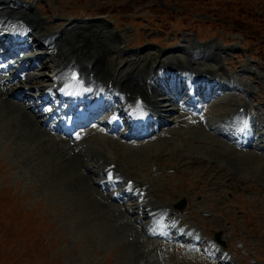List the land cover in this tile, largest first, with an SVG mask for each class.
Returning <instances> with one entry per match:
<instances>
[{
	"label": "rangeland",
	"instance_id": "374dc122",
	"mask_svg": "<svg viewBox=\"0 0 264 264\" xmlns=\"http://www.w3.org/2000/svg\"><path fill=\"white\" fill-rule=\"evenodd\" d=\"M19 1L40 8L41 14L50 15L49 19L44 18L43 30L53 28L58 30L65 27L69 22L68 16L83 18L90 15L95 19L96 15L104 12L113 15L120 13V28L126 29L130 36V39L123 37L126 40L125 44L129 49L139 48L143 54L150 51L149 47L154 49L152 52L163 49L165 52L168 51L167 55L174 54L169 51L178 49L181 42L178 38L181 33L185 37L184 44L192 43V39H195L197 34L207 38L203 43L220 39L219 42L222 43L219 53L214 47L216 43L208 45H213L218 55L227 54L228 56H223V60L231 63L230 65L233 62L236 65L235 62L242 60L240 66L244 65L243 69H240V66L236 68L241 71L226 68L227 72L235 74V77L250 83V86L255 88L252 95L249 96L246 91L241 97L253 102L251 106L253 105L255 113L263 117L257 122L264 120V0H108V3H104V0ZM102 4L104 6H101ZM142 7L146 8L145 11L136 15L138 8L141 10ZM142 13L145 16H142ZM134 15L136 19H128ZM126 17H128L127 23H125ZM248 20L253 23L249 24ZM105 21H109L113 26V20ZM116 24L119 26L118 22ZM172 26L176 28L183 26V30L176 34V38L170 36ZM136 36L138 37L135 39ZM251 55L254 60L249 61ZM244 69L258 70L257 78H251V74L246 73ZM254 79H259L260 87ZM4 98V94H0L2 102H0V116L3 115L0 117L2 118L0 119V264H163L162 250L166 249L172 252L173 264H215L214 261L210 260V262L206 258L205 253L188 251L175 245L170 239L156 250H150L146 235L140 229L141 224H131L123 214L115 212L113 206L105 204L104 200L105 203L98 200V196L92 197L93 191L89 189L91 182L89 181L88 184L86 178L82 177V180L80 178V174L85 172L84 168L79 169L78 164L76 167L73 161L67 159V154L62 153L69 143L58 136L48 134L35 119L36 117H33L31 111L23 109L19 112L15 109L14 113H10L5 110L10 106L5 104L7 99ZM228 102L226 100L225 103H217V106L212 107L219 118L220 113L226 111ZM211 106L208 109L210 114L212 113L210 117L215 118ZM12 115L13 117H10ZM28 117L37 121L39 128L28 125L31 130L27 126ZM218 117L215 119L218 120ZM253 121L255 122L256 119ZM170 124L169 127L174 126L171 130L178 131L175 134H168L174 137L165 138L166 136L157 135V138L148 145L149 147L156 145L157 148L149 150L142 146L141 150L139 146L132 151L131 158L136 161V165L141 166V170L138 171L139 174L141 173L140 177L151 172L152 168H155L153 164H158L159 169L163 165L162 169L165 170L152 178V187L148 191L150 198L158 200L154 195L155 190L157 192L158 189L162 190L165 187L166 190L160 193L162 200L173 201L175 197L179 199L186 197L189 209L180 213L185 218L184 225L198 224L200 221L207 232L200 229L210 237L215 236L217 231H222L221 235L227 243L226 247L228 246L232 253L238 254L233 264H264L259 261V256L264 255V180L253 178L256 176L240 170L235 171L237 176L235 178L244 183L235 186L224 182L225 185H220L221 182L218 180L224 178L222 171L217 172L216 177H213V167L208 171L209 165L202 161L198 165L204 164L206 168L198 166L199 169L196 171L184 174L183 171L187 169L177 171L175 166L178 162L170 156L164 159L165 162L162 164L152 161L153 164L145 167V155L148 160V155L153 151H160V147L165 146L166 140L173 139L178 143V140L182 139L178 137L179 133L182 129H187V125L180 126L173 123L170 126ZM189 125L188 129L192 131L197 127ZM113 132H118V129ZM159 136L162 138L158 139ZM191 137L193 133H188L184 142L192 144ZM45 138L51 143H47ZM40 139L44 140L40 142ZM52 139L56 144V141L64 140L62 151L53 146ZM215 139L220 140L218 137ZM56 150H59L58 153ZM139 151L140 156L137 154ZM195 155L196 153L193 154ZM192 160L193 158L187 159V161ZM230 162L232 161L229 159L225 164L228 165ZM261 162L264 163V159ZM261 166L264 168V165ZM69 167L71 171L67 170ZM202 177L207 180L206 184L201 186ZM92 185L96 187L93 183ZM248 186L251 189H248ZM238 208H241L243 213H238ZM5 210H10L8 218H5ZM249 232H253L259 238L253 240L250 245L247 242L254 237L247 239L246 235ZM199 235L202 236L200 230ZM150 245H152L151 241ZM261 248L262 251H259ZM208 251L211 253L210 250Z\"/></svg>",
	"mask_w": 264,
	"mask_h": 264
},
{
	"label": "bare ground",
	"instance_id": "6f19581e",
	"mask_svg": "<svg viewBox=\"0 0 264 264\" xmlns=\"http://www.w3.org/2000/svg\"><path fill=\"white\" fill-rule=\"evenodd\" d=\"M12 11H14L15 15L18 14L20 18H23L27 24H30L34 31H37L39 28L42 29V23L44 21L43 22L38 21L33 15V10L26 8L25 6L21 5V3H17L13 0L7 1L5 3L0 2V15L11 16ZM101 26L103 27V29H99ZM79 27L86 28V31L80 32L79 30H77ZM109 28L110 26L106 22H103L102 24L83 25L81 23H76L74 21H71L67 26L63 28H59L55 32L52 31V33H41L38 36H42V38L45 40L48 38V34H51L52 37L50 38V41L53 40L54 44L60 45L61 47V52L58 55L54 56L55 58H57L55 60L56 63L54 65V69L63 66L66 63L67 57L71 54L72 57L70 58V60L74 58H78L76 59L77 64L79 66H82L88 75L91 72H95L96 78L94 79L93 83L96 87L99 84L103 83V87L101 89H97L93 92V94L87 96L89 97L88 98L89 103L93 102V104L87 109L86 107L81 109V112L83 111L84 118L82 119V122L78 127V134L80 135V138L75 141L71 140L73 143L72 144L73 147L66 146L62 153L67 154L66 155L67 159L70 161H73L76 167L78 164L79 169L80 167L84 168L85 172L80 174L81 180L83 179L82 177L86 178L88 184H89V181H92L93 184H95L97 187L104 190V192L106 193V195H104L103 193H100L98 189L96 187L95 189L91 183V185L89 184V187H90L89 189L93 191L92 197L95 198L97 196L98 197L100 196V198H103V199H100L97 197L98 200H102V201L104 200L106 202L105 203L103 201L105 204L113 206L114 211L117 212L116 209L121 208L122 205L116 204V203L113 204L112 202L109 203L107 199L112 198L113 201H116V200L119 201V199L122 200L127 195V191L121 190V192H115V190H111V188L114 187V185L119 184V183L103 181V179L106 177V174L104 173V168L108 165L115 164V170L118 172L120 177L128 176L126 178L135 180V184L131 187V189L138 185L141 186L142 188L147 182H149V179L153 177V174L155 176V169L152 170V173H148L146 177L142 178L138 176V171L141 170V166H139L138 164L136 165L135 164L136 161L131 158L133 154L132 151H135V150H128L126 146L130 144L121 143L119 140L112 138L111 135L109 136L101 135L99 132L98 126H95V125L90 126V123L93 121V118L96 117V115H98L102 111H113L114 110L113 115H116V114L126 115L128 108H132L133 111H135L136 106L138 105V102L140 100L145 101L146 103L149 104L150 108L152 109L153 116L155 118L154 121L150 125L147 135H143L142 132L140 131L141 126L137 125L136 127H134V129L130 127L129 132L123 131L120 136H122L123 140H128L129 142H132L134 144H144L143 145L144 148L151 150L152 148H157L156 145L153 147L150 146L151 148L148 146L151 143V141H153L152 138L144 139L143 142H139L137 141V139L148 136L151 133L155 132L156 131L155 127L157 126L162 127V126H166L172 123L171 117H173L174 113L178 112L179 110V108L174 105L167 106L166 104L162 103V101L155 99V94L160 93L161 95L164 93L165 95H167V98L164 97L165 99L163 100L172 101L173 104H175L180 99H182L183 95H186V100L184 101V103L187 106H192L195 109L200 110L201 113L203 114L207 113L208 114L207 123H208L209 128L215 130L216 132L220 134H225L226 132L224 130L223 124L218 123V120H215L216 117L215 118L210 117L212 113L209 115V112L205 108V105L200 103L196 99V96L199 95L203 89H205L206 90L205 102H206L214 93H216L217 88H219L217 87L215 89V85L224 84V81L228 74L224 71V67L221 63L222 60L219 59L220 57L218 53L214 51L213 45H208L209 47H207V49L209 51V54H204L203 56L194 55L192 51H189V49L186 46L181 47L184 50L182 51V49L180 48L179 52H185L187 54L186 57L188 58V61L181 60L178 56L175 55V53L174 54L170 53L167 55V54L162 53V51H156V50H155L156 52L150 53L154 51V49H149L150 52L144 53V54L141 51H134V52L130 51L133 53L128 54L129 51H126L123 46L124 43H126L123 36L113 33L112 30ZM94 30H100V31L94 32L92 34V31ZM89 35L96 38L97 44L92 45L91 39H90L91 36ZM64 43L68 47L64 48L63 46ZM145 50L146 49H143V51ZM115 55L117 57L114 59L113 56ZM85 59H87L86 63H84ZM150 59H153V61L151 62L150 66H148V69H147L146 65H147L148 60ZM201 61H205V62L202 63ZM214 61L216 62V67L208 65V63H206V62L211 63ZM4 63H5L4 61L0 62V72H2L3 70L1 69V65ZM9 67H12V65H10ZM23 67L25 69L26 68L30 69L31 65L28 62H26L23 64ZM154 68L155 70L159 68L155 74V78H157L160 75V70H163V69L170 71V76L172 75L173 77H176V75H178L179 73L185 72V71H187V75L184 78H180L179 82H176L174 85H170L169 87H166V84L168 83V81L171 80L169 77H164V78L159 77L155 81L150 80L151 75L154 72ZM194 72H195V77L192 78V74ZM208 77L210 78V80ZM98 79L100 80L99 83H98ZM48 80H50L49 77H48ZM160 80L162 81V83L158 84V81L160 82ZM176 80H178V78ZM212 80H215V82H211ZM4 83L8 84L9 79L4 80ZM184 84L186 88H184L185 87ZM21 86L33 87L35 92L39 89L38 84L33 85V83L30 82V77H29L26 79V81H23L21 85L14 86V88L11 87L9 90H7V92H11L12 94H14V90ZM3 89L4 88L3 87L1 88L0 86V93H3L2 92ZM117 89L120 91L126 92V94L128 95V96H125L126 100L123 103H121V106H118V107L116 105L121 102V94L117 92ZM248 89L249 88H246L245 90L247 91ZM106 93L109 94V97L105 99L104 101L96 97V96H100ZM33 99L34 98H31L30 100H33ZM247 99L245 98V100L241 101V100H236L235 98H232L230 100V108L227 111V114L232 112V113H235L236 115H241L240 113H238V110L241 107H245V111H247L249 109L248 104L250 101L249 99H248L249 101ZM5 101H7L5 102V104L7 103L8 107L9 106L12 107V108L9 107L8 109H5V110L10 111V113H14L15 109L19 112L20 111L22 112L24 107L21 106L19 103L18 104L14 103L10 101V99L5 100ZM218 102L221 103V100H218ZM127 103H128V107L126 106ZM47 104L48 102L46 101L43 103V106ZM3 108L1 109L3 110ZM211 110L213 111L214 109H212L211 107ZM43 113L45 117H53L54 115L57 116L59 114V110L55 109L49 113L47 112H43ZM31 114H30V117H31ZM213 115L215 116L214 111H213ZM165 116H170V117L167 118ZM10 117H13V115ZM114 117L115 116L111 117L110 121H107L104 123L107 129V132L109 133L116 131L121 126V123L119 125H116L113 123ZM174 120L175 119H173V121ZM36 122L31 120V118L28 117L27 126L30 125L32 127H37ZM176 122L177 124L185 123V121H182L179 119ZM196 123L199 125V127L198 126L195 127L194 131L189 130L188 129L189 126L180 125V126L187 127V129L184 128L179 133V136L182 137L181 139L182 141L181 140H178V141L179 142L181 141V143L179 142L176 143V141H174L173 139H169L164 142L165 146L160 147V151H157V152L153 151L152 153H150L148 155V160L145 155L144 156V162H146L145 167H149L148 165L152 161L162 164L165 161L164 159L170 156V157H173L174 160L178 162L175 166L177 171L178 170L182 171L183 169H187L183 171L184 174L185 172L196 171V169H199L198 166H204L203 168H206L204 164L198 165L202 163V161L209 165L208 171H210L211 167H213L212 168L214 169L213 177H216L217 172L222 171V173L224 174V178L218 180V182H221L220 185H223V184L225 185V183L226 184L228 183V184H234L235 186H237V185H241L242 183H244L242 180L235 178L237 177L235 175V171L238 172L240 170L249 172L253 174V176L255 175L256 177L252 176L253 178H262L264 180V168L261 166V165H264V163L261 162V160L264 159V120H261L259 122L258 128L256 129L246 128L244 132L246 135V141H241L239 137L240 135H235L232 137V141L236 145L244 144V143H247L250 145L252 141L254 140V142L257 143L256 147H258L261 154L253 150H248V151L237 150L236 148H234L227 142H224L222 139L220 140L215 139L217 137L213 133L209 134L208 129L206 130L204 129L205 128L204 121L197 120ZM82 125H84L85 128L79 129L80 127H83ZM169 128L172 129V126ZM39 130H41V128ZM188 133H193V137H191L190 139L193 145L187 144L186 142H184V139L187 137ZM126 135H129V136H126ZM201 135L204 137H202ZM127 137H129V139ZM42 141L40 139V142ZM51 141L53 143V146L58 147L62 151L64 140L56 141L57 144L55 143L54 139H52ZM108 141L110 142L108 143ZM47 143H49L48 140H47ZM167 146L169 147L168 149H167ZM141 150H142V146H141ZM167 150L169 151L167 152ZM236 152L241 153V155ZM164 153L165 155H163ZM195 153L196 155L193 156V154ZM137 154L138 156H140V151ZM53 156H56V155H53ZM188 158H193V160L187 161ZM229 159L232 162H230L228 166L227 164H225V162H228ZM187 164H190V165L188 166ZM56 165H58V163ZM156 168L159 169V165ZM203 168L202 170H204ZM61 170H64V169H61ZM67 170L71 171L72 169L71 167H69ZM160 179L161 178H159V180ZM206 180H207L206 178L202 177L200 179V185L202 186L206 184ZM165 188H163L162 190L158 189L157 192L155 190L154 195L155 197H157L158 199L157 201L152 200L153 199L152 198L151 201L150 200L146 201L144 205L140 204L138 205V207L149 206V209L147 211H153L152 213L156 214L157 215L156 217H161L163 209L166 207L172 206L178 200V197H175V200L173 201L162 200V197H160L161 196L160 193L166 190ZM129 195H132V193L130 192ZM130 197L132 198V196ZM129 210H130V213H133L132 209H129ZM171 212L168 213L170 214L168 220L172 222L173 224H176L177 220L181 218L179 219L175 218L174 216L171 215L172 214ZM138 219H139V216H138ZM145 231L148 232V235L158 236L160 234L159 231L148 228V227L145 228ZM186 231L188 234L187 238L192 239L193 237L192 235H194L192 233L195 231V227H193V225L188 226V229ZM156 242L157 241L155 239L151 241L152 245L156 244ZM166 260L167 258L165 257L163 261H166ZM223 260L224 258L218 259V261H223ZM227 260L229 259L227 258Z\"/></svg>",
	"mask_w": 264,
	"mask_h": 264
},
{
	"label": "water",
	"instance_id": "95a60500",
	"mask_svg": "<svg viewBox=\"0 0 264 264\" xmlns=\"http://www.w3.org/2000/svg\"><path fill=\"white\" fill-rule=\"evenodd\" d=\"M185 200H182V201H179L178 203H177V207H179V208H184V206H185Z\"/></svg>",
	"mask_w": 264,
	"mask_h": 264
}]
</instances>
